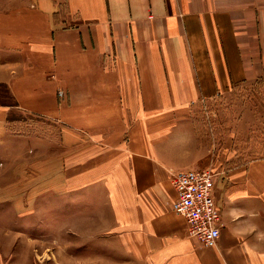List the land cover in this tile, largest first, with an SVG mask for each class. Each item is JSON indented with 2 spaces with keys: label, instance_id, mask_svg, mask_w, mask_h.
I'll use <instances>...</instances> for the list:
<instances>
[{
  "label": "crops",
  "instance_id": "obj_1",
  "mask_svg": "<svg viewBox=\"0 0 264 264\" xmlns=\"http://www.w3.org/2000/svg\"><path fill=\"white\" fill-rule=\"evenodd\" d=\"M262 77L264 0H0V264H264V157L212 169L214 247L171 182Z\"/></svg>",
  "mask_w": 264,
  "mask_h": 264
},
{
  "label": "rangeland",
  "instance_id": "obj_2",
  "mask_svg": "<svg viewBox=\"0 0 264 264\" xmlns=\"http://www.w3.org/2000/svg\"><path fill=\"white\" fill-rule=\"evenodd\" d=\"M191 114L197 125L198 146L204 154V168L219 170L264 157V77L253 86H236L214 98L195 102ZM13 117L35 119L17 109H13ZM39 248V256L35 253L37 264H46L41 251L44 247Z\"/></svg>",
  "mask_w": 264,
  "mask_h": 264
},
{
  "label": "built area",
  "instance_id": "obj_3",
  "mask_svg": "<svg viewBox=\"0 0 264 264\" xmlns=\"http://www.w3.org/2000/svg\"><path fill=\"white\" fill-rule=\"evenodd\" d=\"M216 173L211 168L180 170L171 175L178 193L174 210L184 216L188 234L214 247L220 236L221 211L214 197Z\"/></svg>",
  "mask_w": 264,
  "mask_h": 264
},
{
  "label": "bare ground",
  "instance_id": "obj_4",
  "mask_svg": "<svg viewBox=\"0 0 264 264\" xmlns=\"http://www.w3.org/2000/svg\"><path fill=\"white\" fill-rule=\"evenodd\" d=\"M206 247V246H205Z\"/></svg>",
  "mask_w": 264,
  "mask_h": 264
}]
</instances>
